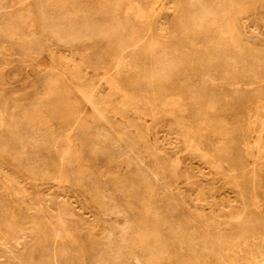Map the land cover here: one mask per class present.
<instances>
[{
    "label": "rangeland",
    "instance_id": "rangeland-1",
    "mask_svg": "<svg viewBox=\"0 0 264 264\" xmlns=\"http://www.w3.org/2000/svg\"><path fill=\"white\" fill-rule=\"evenodd\" d=\"M230 1L0 0V264H264V0Z\"/></svg>",
    "mask_w": 264,
    "mask_h": 264
},
{
    "label": "bare ground",
    "instance_id": "bare-ground-1",
    "mask_svg": "<svg viewBox=\"0 0 264 264\" xmlns=\"http://www.w3.org/2000/svg\"><path fill=\"white\" fill-rule=\"evenodd\" d=\"M57 1H58V0H57ZM196 1H197V0H196ZM45 2H46V1H45ZM143 2H145V1H143ZM146 2H147V1H146ZM188 2H189V0H188ZM188 2H187V3H188ZM190 2H191V1H190ZM193 2H194V0H193ZM193 2H192V5H193ZM198 2H199V0H198ZM198 2H197V3H198ZM223 2H224V1H223ZM230 2H232V0H231ZM234 2L237 3V1H234ZM241 2H242V1H241ZM2 3H3V2H2ZM197 3H196V4H197ZM46 4H47V3H46ZM196 4H195V5H196ZM200 4H201V3H200ZM200 4H199V5H200ZM204 4H205V3H204ZM238 4H239V3H238ZM49 5H50V4H49ZM140 5H141V4H140ZM176 5H177V4H176ZM186 5H187V4H186ZM188 5H189V4H188ZM188 5H187V6H188ZM51 6H52V5H51ZM111 6H112V5H111ZM111 6H110V7H111ZM163 6H164V4H163ZM197 6H198V5H197ZM197 6H196V7H197ZM203 6H205V5H202V7H203ZM238 6H239V5H238ZM127 7H128V6H127ZM189 7H190V6H189ZM193 7H194V6H193ZM196 7H195V8H196ZM26 8H27V7H26ZM182 8H183V6H182ZM187 8H188V7H187ZM191 8H192V7H191ZM195 8H193V9H195ZM199 8H200V7H198V10H199ZM203 8H204V7H203ZM203 8L201 9V11L204 10ZM44 9H45V8H44ZM50 9H51V8H50ZM127 9H128V8H127ZM132 9H133V8H132ZM134 9H135V8H134ZM129 10H130V9H129ZM205 10H206V9H205ZM38 11H39V10H38ZM175 11H176V10H175ZM181 11H183V10L181 9ZM181 11H180V12H181ZM194 11H195V10H194ZM194 11H193L192 13H194ZM208 11H209V10H208ZM27 12H28V11H27ZM49 12H50V11H49ZM188 12H189V11H188ZM17 13H19V12H17ZM20 13H21V12H20ZM128 13H129V12H128ZM186 13H187V12H186ZM197 13H198V12H197ZM199 13H200V12H199ZM213 13H214V12H213ZM44 14H45V13H44ZM113 14H114V13H113ZM115 14H116V12H115ZM117 14H118V13H117ZM181 14H182V12H181ZM181 14H179V15H181ZM189 14H190V13H189ZM205 14H206V12H205ZM21 15H22V14H21ZM195 15H196V14H195ZM195 15H194V16H195ZM197 15H198V14H197ZM213 15H214V14H213ZM139 16H140V15H139ZM139 16H138V17H139ZM143 16H144V15H143ZM186 16H188V15H186ZM191 16H193V14H191ZM194 16H193V17H194ZM199 16H200V15H199ZM203 16H204V15H203ZM113 17H114V16H113ZM115 17H116V16H115ZM193 17H192L191 19H193ZM142 18H143V17H142ZM180 18H181V17H180ZM195 18H196V16H195L194 19H193V20H194L193 23H195V21H196L197 19H199V18H196V20H195ZM184 19H186V18H184ZM203 19H204V17H203ZM19 20H20V19H19ZM114 20H115V19H114ZM116 20H117V19H116ZM141 20H142V19H141ZM180 20H181V19H180ZM51 21H52V20H51ZM51 21H50V22H51ZM198 21H199V20H198ZM198 21H197V22H198ZM200 21H201V18H200ZM113 22H114V21H113ZM152 22H153V21H152ZM152 22H151V23H152ZM178 22H180L179 19H178L177 23H178ZM23 23H24V22H23ZM25 23H26V22H25ZM174 23H175V22H174ZM198 23H199V22H198ZM201 23H202V22H201ZM201 23H200V24H201ZM175 24H176V23H175ZM232 24H233V23H232ZM107 25H108V24H107ZM188 25H189V23H188ZM191 25H192V22H191ZM195 25H196V24H195ZM201 25H202V24H201ZM201 25H200V26H201ZM30 26H31V25H30ZM60 26H61V25H60ZM130 26H131V25H130ZM181 26H182V24H181ZM193 26H194V25H193ZM5 27H6V29L8 28L7 26H5ZM81 27H82V26H81ZM111 27H112V26H111ZM113 27H114V26H113ZM119 27H120V24H119ZM171 27H173V26H171ZM174 27H175V26H174ZM177 27H178V25H177ZM194 27H195V26H194ZM11 28H12V27H11ZM109 28H110V27H109ZM121 28H122V27H121ZM192 28H193V27H191V30L193 31ZM110 29H111V28H110ZM118 29H119V28H118ZM122 29H123V28H122ZM151 29H152V28H151ZM194 29H195V28H194ZM200 29H201V28H200ZM219 29H220V28H219ZM10 30H11V29H10ZM12 30H13V29H12ZM28 30H29V29H28ZM113 30H114V29H113ZM120 30H121V29H120ZM175 30H177V29H175ZM175 30H174V31H175ZM201 30H202V29H201ZM214 30H215V29H214ZM14 31H15V30H14ZM233 31H234V30H233ZM15 32H16V31H15ZM67 33H68V32H67ZM169 33H170V32H169ZM175 33H176V32H175ZM10 34H11V33H10ZM146 34H147V33H146ZM221 34H222V33H221ZM226 34H227V33H226ZM130 35H131V34H130ZM161 35H162V34H161ZM12 36H13V35H12ZM107 36H108V34H107ZM111 36H112V35H111ZM174 36H175V35H174ZM224 36H225V35H224ZM229 36H230V33H229ZM34 37H36V36H34ZM139 37H140V36H139ZM11 38H12V37H11ZM23 38H24V37H23ZM166 38H167V37H166ZM240 38H241V37H240ZM31 39H32V38H31ZM79 39H80V38H79ZM144 39H145V38H144ZM138 40H140V39H138ZM162 40H163V38H162ZM109 41H110V40H109ZM165 41H166V40H165ZM76 42H77V41H76ZM137 42H138V41H137ZM145 43H146V40H145ZM150 43H151V42H150ZM167 43H168V42H167ZM151 44H152V43H151ZM151 44H150V45H151ZM193 44H194V43H193ZM65 45H66V44H65ZM72 45H73V44H72ZM127 45H128V44H127ZM136 45H137V44H136ZM190 45H191V44H190ZM192 46H193V45H192ZM134 47H135V46H134ZM135 48H137V47H135ZM148 48H149V47H148ZM150 48H151V47H150ZM128 49H130V47H129ZM151 49H152V48H151ZM130 50H131V49H130ZM148 50H149V49H148ZM148 50H147V51H148ZM131 51H132V50H131ZM30 52H31V51H30ZM153 53H154V52H153ZM163 53H164V52H163ZM149 55H151V54H149ZM218 57H219V56H218ZM153 58H154V57H153ZM164 58H166V57H165V54H164ZM127 60H128V59H127ZM169 60H171V59H169ZM165 61H166V63H167L168 60H165ZM173 61H174V60H173ZM225 61H226V60H225ZM169 62H170V61H169ZM197 62H198V60H197ZM223 62H224V60H223ZM223 62H222V63H223ZM122 63H123V62H122ZM167 64H168V63H167ZM174 64H175V63H172V64L170 63V66H172V65H174ZM238 64H239V63H238ZM166 67H167V66H165V68H166ZM172 67H173V66H172ZM174 67H175V66H174ZM184 67H185V66H184ZM215 67H216V66H215ZM170 68H171V67H170ZM167 69H168V68H167ZM174 69H176V68H174ZM220 69H222V68H220ZM144 70H145V69H144ZM147 70H148V69H147ZM225 70H226V69H225ZM122 71H123V70H122ZM152 71H153V70H152ZM165 71H166V70H165ZM222 71H223V70H222ZM143 72H144V71H143ZM215 72H216V71H215ZM158 73H159V72H157V75H159ZM168 73H169V72H168ZM168 73L166 74L167 76H168ZM216 73H217V72H216ZM224 73H225V71H224ZM74 75H75V74H74ZM155 75H156V74H155ZM227 75H228V74H227ZM140 76H141V75H140ZM143 76H144V75H143ZM154 77H155V76H154ZM160 77H161V76H160ZM190 77H191V76H190ZM225 77H226V75H225ZM225 77H224V78H225ZM139 78H140V77H139ZM141 78H143V77H141ZM141 78H140V79H141ZM163 78H165V77H163ZM155 79H156V77H155ZM157 79L161 80L160 78H157ZM157 79H156V80H157ZM168 79H169V78H168ZM214 79H215V78H214ZM135 80H136V79H135ZM151 80H152V79H151ZM156 80H155V81H156ZM143 81H144V80H143ZM152 81H153V80H152ZM56 82H57V81H56ZM58 82H59V81H58ZM157 82H158V81H157ZM135 83H136V82H135ZM186 83H187V82H186ZM183 84H185V83H183ZM189 84H191V83H189ZM216 84H217V83H216ZM225 84H226V83H225ZM250 84H251V83H250ZM185 85H186V84H185ZM183 86H184V85H183ZM187 86H188V84H187ZM220 86H221V85H220ZM188 87H189V86H188ZM215 87H216V86H215ZM263 87H264V86H263ZM146 88H147V87H146ZM216 89H217V88H216ZM64 90H65V89H64ZM86 90H87V89H86ZM226 90H227V89H226ZM235 92H236V91H235ZM44 93H45V92H44ZM161 93H162V91H161ZM263 95H264V94H263ZM44 96H45V94H44ZM261 97H262V96H261ZM263 98H264V97H263ZM207 99H208V98H207ZM224 99H225V97H224ZM229 99H230V97H229ZM5 100H6V99H5ZM154 100H155V99H154ZM225 100H226V99H225ZM62 101H63V99H62ZM96 101H97V100H96ZM212 101H213V99H212ZM93 102H94V101H93ZM168 102H169V101H168ZM58 103H59V102H58ZM170 103H171V102H170ZM175 103H178V102H175ZM210 103H211V102H210ZM213 103H214V102H213ZM213 103H211V104L208 103V104L210 105V108H212L211 105H213ZM60 104H61V103H60ZM98 104H99V103H98ZM214 104H215V103H214ZM76 105H77V104H76ZM169 105H170V104H169ZM173 105H174V104H173ZM263 105H264V104H263ZM38 106H39V105H38ZM44 106L46 107L47 105H44ZM55 106H57V105H55ZM61 106L64 107L63 105H61ZM67 106H68V105H67ZM67 106H66V107H67ZM69 106H70V105H69ZM69 106H68V108H69ZM165 106H166V105H165ZM180 106H182V105H180ZM45 107H44V108H45ZM59 107H60V106H59ZM70 107H71V106H70ZM92 107H93V105H92ZM173 107H174V106H173ZM178 107H179V106H178ZM220 107H221V106H220ZM37 108H38V107H37ZM64 108H65V107H64ZM68 108H67V109H68ZM165 108H166V107H165ZM233 108H234V106H233ZM233 108H232V109H233ZM56 109H60V108H55V110H56ZM69 109H70V108H69ZM212 109H213V108H212ZM35 110H36V113H35V114H37V109L35 108ZM45 110H46V109H45ZM49 110H51V108H49ZM55 110H54V111H55ZM62 110H63V109H61V112H62ZM74 110H75V109H74ZM103 110H104V109H103ZM56 111H57V110H56ZM56 111H55V113H56ZM64 111H65V109H64ZM66 111L69 112V113H71V112L68 111V110H66ZM66 111H65V112H66ZM185 111H186V110H185ZM211 111H212V110H211ZM38 112H39V110H38ZM47 112H48V111H47ZM61 112L59 111V112H57V113L59 114V113H61ZM65 112H64V113H65ZM183 112H184V111H183ZM41 113H42V111H41ZM50 113H51V112H50ZM50 113H49V114H50ZM55 113H54V115H55ZM42 114H43V113H42ZM45 114H47V113H45ZM45 114H44V116H45ZM51 114H52V113H51ZM51 114H50V115H51ZM61 114H62V113H61ZM72 114H73V113H72ZM72 114H71V115H72ZM74 114H75V113H74ZM184 114H185V113H184ZM196 114H197V113H196ZM32 115L34 116V112H33ZM50 115H47V117L50 116ZM59 115H60V114H59ZM63 115L65 116L66 114H63ZM238 115H239V114H238ZM28 116H29V115H28ZM30 116H31V115H30ZM64 116H62V117H64ZM67 116H69L68 113H67ZM31 117H32V116H31ZM31 117H30V118H31ZM40 117H41V116H40ZM51 117H52V115H51ZM185 117H186V116H185ZM185 117H184V118H185ZM235 117H236V116H235ZM28 119H29V117H28ZM32 119H35V117H34V118L32 117ZM32 119H29V120H32ZM37 119H38V117H37ZM41 119H43V118L41 117ZM46 119H47V118H46ZM53 119H54V118H53ZM59 119H60V118H59ZM62 119H63V118H62ZM62 119H61V120H62ZM235 120H236V118H235ZM32 121H34V120H32ZM43 121H44V120H43ZM48 121H49V120H48ZM53 121H54V120H53ZM53 121H52V122H53ZM49 122H50V121H49ZM79 122H80V121H79ZM95 122H96V120H95ZM183 122H184V121H183ZM37 123H39V121H37ZM42 123H44V122H42ZM93 123H94V122H93ZM131 123H132V122H131ZM34 124H35V123H34ZM175 124H176V123H175ZM186 124H187V123H186ZM132 125H133V124H132ZM191 125H192V124H191ZM38 126H39V125H38ZM64 126H65V125H64ZM73 126H74V125H73ZM28 127H29V126H28ZM49 127H50V126H49ZM60 127H61V126H60ZM67 127H68V126H67ZM90 127H91V126H90ZM113 127H114V126H113ZM48 129H49V128H48ZM182 129H183V128H182ZM87 130H89V129H87ZM96 130H97V129H96ZM202 130H203V129H202ZM49 131H50V129H49ZM85 131H86V130H85ZM101 131H102V130H101ZM39 132H40V131H39ZM98 132H99V131H98ZM104 132H105V131H104ZM45 133H46V132H45ZM100 133H101V132H100ZM103 134H104V133H103ZM108 134H109V133H108ZM139 134H140V133H139ZM224 134H225V133H224ZM224 134H223V135H224ZM101 135H102V134H101ZM141 135H142V134H141ZM141 135H139V136H141ZM91 136H92V135H91ZM103 136H104V135H103ZM221 136H222V135H221ZM224 136H226V135H224ZM224 136H222V137H224ZM222 137H221V138H222ZM227 137H230V136H227ZM86 138H87V137H86ZM98 138H99V137H98ZM103 138H105V137H103ZM106 138H108V137H106ZM141 138H142V137H141ZM221 138H220V139H221ZM233 138H234V137H233ZM108 139H109V138H108ZM218 139H219V138H218ZM231 139H232V138H231ZM231 139H230V140H231ZM263 139H264V137H263ZM263 139H262V140H263ZM45 140H46V139H45ZM103 140H104V139H103ZM106 140H107V139H106ZM228 140H229V139H228ZM1 141H2V140H0V142H1ZM4 141H5V140H4ZM140 141H141V140H140ZM232 141H233V140H232ZM116 142H117V141H116ZM131 142H132V141H131ZM217 142H218V141H217ZM221 142H222V141H221ZM223 142H224V141H223ZM230 142H231V141H230ZM230 142H228V145L231 144ZM236 142H237V141H236ZM236 142L234 141L235 144H236ZM6 143L8 144V142H6ZM261 143H262V142H261ZM0 144H1V143H0ZM2 144H3V143H2ZM92 144H93V143H92ZM215 144H216V143H215ZM219 144H221V146L223 145V143H220V141H219ZM219 144H217V146H218ZM232 144H233V143H232ZM96 145H97V144H96ZM243 145H244V144H243ZM0 146H1V145H0ZM7 146H8V145H6V147H7ZM213 146H214V145H213ZM221 146H220V147H221ZM235 146H237V145H235ZM1 147H2V146H1ZM4 147H5V144H4ZM27 147H28V146H27ZM223 147H224V146H223ZM229 147H233V146H229ZM240 147H241V145H240ZM8 148H9V147H8ZM10 148H11V147H10ZM22 148H23V147H22ZM22 148H21V149H22ZM147 148H148V147H147ZM214 148H215V150L218 149V147H217V149H216V147H214ZM2 149H3V148H2ZM2 149H0V150H2ZM11 149H12V151H13V148H11ZM23 149H27V148L24 147ZM237 149H238V148H237ZM5 150H6V149H5ZM19 150H20V149H19ZM94 150H95V148H94ZM219 150H220V149H219ZM229 150H230V149H229ZM2 151H3V150H2ZM20 151H22V150H20ZM20 151H18V152H20ZM217 151H218V150H217ZM217 151H216V152H217ZM221 151H222V149H221ZM221 151H220V152H221ZM227 151H228V150H227ZM9 152H10V151L8 150V152H6L5 155H7V153H9ZM16 152H17V151H16ZM16 152H15V153H16ZM18 152H17V153H18ZM22 152H26V151H22ZM222 152H224V151H222ZM0 153H2V152H0ZM236 153H237V152H236ZM236 153H235V154H236ZM238 153H239V152H238ZM9 154H10V153H9ZM92 154H93V152H92ZM216 154H218V153H216ZM224 154H225V153H224ZM0 155H2V154H0ZM20 155H21V154L19 153V156H20ZM95 155H96V154H95ZM99 155H100V154H99ZM12 156H15V155H12ZM21 156H22V155H21ZM90 156H91V155H90ZM92 156H93V155H92ZM124 156H125V155H124ZM2 157H3V156H2ZM9 157H10V156H9ZM23 157H25V156H23ZM94 157H95V156H94ZM117 157H118V156H117ZM120 157H121V156H120ZM6 158H7V157H6ZM10 159H11V158H10ZM94 159H95V158H94ZM131 159H132V158H131ZM21 160H22V159H21ZM24 160H26V159H24ZM24 160H22V161H24ZM108 160H109V159H108ZM128 160H129V159H128ZM1 161H2V160H1ZM5 161H6V160H5ZM14 161H16V163H17L16 158L14 159ZM18 161H19V160H18ZM26 161H27V160H26ZM26 161H25V162H26ZM113 161H114V160H113ZM174 161H175V160H174ZM230 161H231V160H230ZM239 161H241V160H239ZM246 161H247V160H246ZM28 162L31 163L32 161L29 160ZM178 162H179V161H178ZM218 162H219V161H218ZM7 163H8V162H7ZM21 163H22V162H21ZM21 163H20V164H21ZM176 163H177V162H176ZM223 163H224V162H223ZM223 163H221V164L224 165ZM14 164H15V163H14ZM171 164H172V163H171ZM174 164H175V163H174ZM174 164H173V165H174ZM178 164H179V163H178ZM178 164H176V166H177ZM219 164H220V163H219ZM241 164H242V163H241ZM7 165H8V164H7ZM18 165H19V162H18ZM21 165H23V163H22ZM25 165H26V164H25ZM34 165H35V164H34ZM36 165H37V164H36ZM131 165H132V163H131ZM173 165H172V166H173ZM225 165H226V164H225ZM231 165H232V163H231ZM28 166H29V164H28ZM179 166H180V165H179ZM179 166H178V167H179ZM236 166H237V165H236ZM32 167H33V166H32ZM34 167H35V166H34ZM37 167H38V166H37ZM80 167H81V166H80ZM233 167H234V166H233ZM14 168H15V167H14ZM21 168H23V167H21ZM26 168H27V167H26ZM179 168H180V167H179ZM247 168H248V167H247ZM9 169H10V168H9ZM38 169H39V168H38ZM230 169H231V168H230ZM10 170H11V169H10ZM15 170H17V168H16ZM18 170H19V169H18ZM23 170H24V169H23ZM28 170H30V168H29ZM28 170H27V171H28ZM45 170H46V169H45ZM173 170H174V169H173ZM233 170H234V169H233ZM253 170H254V169H253ZM30 171H31V170H30ZM36 171H37V168H36ZM46 171L48 172V170H46ZM231 171H232V169H231ZM248 171H250V170H248ZM248 171H246V172H248ZM31 172H32V171H31ZM31 172H30V173H31ZM43 172H44V170H43ZM243 172H244V171H243ZM246 172H245V173H246ZM17 173H18V172H17ZM23 173H24V172H23ZM28 173H29V172H28ZM34 173H35V172H34ZM37 173H38V171H37ZM37 173H36V174H37ZM44 173H46V172H44ZM44 173H42V174H44ZM52 173H53V171H52ZM84 173H85V172H84ZM255 173H256V172H255ZM21 174H22V173H21ZM42 174L39 173L40 176H41ZM241 174H242V173H241ZM247 174H248V173H247ZM45 175H46V174H45ZM249 175H250V174H249ZM258 175H259V174H258ZM34 177H35V176H34ZM63 177H64V176H63ZM78 177H79V176H78ZM144 177H146V176H144ZM261 177H262V175H261ZM261 177H259V178L262 180L263 178H261ZM47 178H48V177H47ZM47 178H46V179H47ZM59 178H60V177H59ZM147 178H148V177H147ZM243 178H246V177H243ZM33 179H34V178H33ZM33 179H32V180H33ZM141 179H142V178H141ZM260 179H259V180H260ZM48 180H49V179H48ZM143 180H144V179H143ZM147 180H148V179H147ZM255 180H256V179H255ZM259 180H258V181H259ZM261 180H260V181H261ZM60 181H62V180L60 179ZM144 181H145V180H144ZM253 181H254V180H253ZM260 181H259V185L261 184ZM147 182H148V181H147ZM79 183H80V182H79ZM145 183H146V182H145ZM145 183H144V184H145ZM253 183H254V182H253ZM255 183H256V182H255ZM255 183H254V184H255ZM263 183H264V179H263ZM263 183H262V185H263ZM37 184H38V183H37ZM81 186H82V185H81ZM146 186H148L147 183H146ZM242 186H243V185H242ZM260 186H261V185H260ZM263 186H264V185H263ZM37 187H38V186H37ZM239 187H241V186H239ZM149 188H150V187H149ZM149 188H147V190H149ZM256 188H259V189H260L261 187H256ZM256 188L254 189L255 192H257V191H256ZM147 190H146V191H147ZM239 190H240V189H239ZM261 190H263L262 192H264V189L261 188ZM149 191H150V190H149ZM242 191H243V190H242ZM242 191H241V192H242ZM247 191H248V190H247ZM243 192H244V191H243ZM243 192H242V193H243ZM258 192H259V190H258ZM129 193H130V192H129ZM244 193H245V192H244ZM260 193H261V192H260ZM257 194H258V193H257ZM34 195H35V194H34ZM46 195H47V194H46ZM241 195H242V194H241ZM39 196H40V195H39ZM39 196H38V197H39ZM41 196H42V195H41ZM252 196H253V195H252ZM55 197H56V196H55ZM255 197H256V195H255ZM255 197H254V198H255ZM257 198H258V197H257ZM39 199H40V200H38V201H41V198H39ZM245 199H246V198H245ZM249 199H250V198H249ZM252 199H253V198H252ZM258 199H259V198H258ZM258 199H257V200H258ZM52 200H53V199H52ZM263 200H264V199H263ZM47 201H48V199H47L45 202H47ZM55 201H56V200H55ZM260 201H261V200H260ZM45 202H44V203H45ZM249 202H250V201H249ZM251 202H252V201H251ZM255 202H256V200H255ZM262 203H263V202H262ZM47 204H48V203H47ZM57 204H58V203H57ZM257 204H258V202H257ZM257 204H256V205H257ZM57 206H58V205H57ZM60 206H61V203H60ZM62 206H63V205H62ZM64 206H65V205H64ZM252 207H253V206H252ZM257 207H259V206H257ZM53 209H54V208H53ZM58 210H59V208H58ZM122 210H123V209H122ZM253 210H254V209H253ZM255 211H256V210H255ZM120 212H121V211H120ZM56 213H57V212H56ZM112 213H113V212H112ZM122 213H123V212H122ZM49 214H50V213H49ZM109 214H110V213H109ZM257 214H258V213H257ZM120 215H121V214H120ZM120 215H119V216H120ZM258 215H259V218H261V217H260V214H258ZM63 216H64V215H63ZM263 217H264V216H263ZM59 218H60V217H59ZM241 218H242V217H241ZM60 219H61V218H60ZM127 219H128V218H127ZM255 219H256V217H255ZM255 219H254V221H255ZM263 219H264V218H263ZM129 220H130V219H129ZM229 220H230V219H229ZM257 220H258V218H257ZM260 220H261V219H260ZM35 221H36V220H35ZM73 222H74V221H73ZM257 222H258V221H257ZM41 223H42V221H41ZM127 223H128V222H127ZM127 223H126V224H127ZM259 223H260V222H259ZM2 224H5V222L2 223ZM2 224H1V225H2ZM10 224H13V223L11 222ZM128 224H129V223H128ZM128 224H127V225H128ZM133 224H134V222H133ZM1 225H0V226H1ZM8 225H9V224H8ZM43 225H44V224H43ZM262 225H263V222H262ZM13 226H14V225H13ZM13 226L10 225V227H13ZM123 226H124V225H123ZM123 226H122V229H123V230H121V229H120V230L123 231V233H126V232L128 231V227H124V228H123ZM125 226H126V225H125ZM263 226H264V225H263ZM1 227H2V226H1ZM131 227H132V226H130L129 228H131ZM134 227H135V226H134ZM6 228H7V227H6ZM43 228H44V227H43ZM10 229H11V228H10ZM39 229H40V228H39ZM61 229H62V228H61ZM109 229H110V228H109ZM118 229H119V228H118ZM177 229H178V228H177ZM68 231H69V230H68ZM110 231H111V230H110ZM132 231H133V230H132ZM115 232H116V231H115ZM129 232H130V229H129ZM133 232H134V231H133ZM22 233H23V232H22ZM109 233H110V232H109ZM123 233H122V234H123ZM186 233H187V232H186ZM117 234H118V233H117ZM120 235H121V234H120ZM124 235H125V234H124ZM126 235H127V234H126ZM131 235H132V234H131ZM134 235H135V234H134ZM136 235H137V234H136ZM24 236H25V235H24ZM104 236H105V234H104ZM110 236H112V234L109 235V238H110ZM121 236H122V235H121ZM118 237H119V236H118ZM130 237H131V236H130ZM133 237H134V236H133ZM21 238H22V237H21ZM46 238H48V237H46ZM105 238H107V237H105ZM119 238H120V237H119ZM12 239H13V238H12ZM19 239H20V238H19ZM44 239H45V238H44ZM107 239H108V238H107ZM139 239H140V238H139ZM9 240H10V239H9ZM110 240H111V238H110ZM110 240H109V241H110ZM124 240H125V239H124ZM126 240H127V239H126ZM128 240H129V239H128ZM31 241H32V240H31ZM122 241H123V240H122ZM17 243H18V242H17ZM127 243H128V242H127ZM132 243H133V242H132ZM40 244H41V243H40ZM123 244H124V243H123ZM130 244H131V243H130ZM253 244H254V243H253ZM112 245H113V244H112ZM138 245H141V244H138ZM114 246H115V245H114ZM125 246H127V245H125ZM35 247H36V246H35ZM54 247H55V246H54ZM110 247H111V246H110ZM4 248H5V247H4ZM39 248H40V247H39ZM126 248H127V247H126ZM119 249H120V248H119ZM140 249H141V248H140ZM140 249H139V250H140ZM115 250H116V249H115ZM119 251H120V250H119ZM124 251H125V250H124ZM128 251H129V250H128ZM128 251H127V252H128ZM130 251H131V250H130ZM130 251H129V252H130ZM141 251H142V250H141ZM112 252H113V251H112ZM116 252H117V251H116ZM35 253H36V252H35ZM38 253H39V252H38ZM38 253H37V254H38ZM120 253H121V252H120ZM122 253H123V252H122ZM122 253H121V254H122ZM32 254H33V253H32ZM112 254H113V253H112ZM126 254H127V253H126ZM28 255H29V254H28ZM38 255H40V254H38ZM113 255H114V254H113ZM132 256H134V255H132ZM9 257H10V256H9ZM18 260H19V259H18ZM21 260H22V259H21ZM30 261H31V260H30ZM35 261H36V260H35ZM134 261H135V260H134ZM261 261H262V260H261ZM22 262H23V261H22ZM20 263H21V262H20ZM1 264H2V263H1ZM70 264H71V263H70Z\"/></svg>",
    "mask_w": 264,
    "mask_h": 264
}]
</instances>
